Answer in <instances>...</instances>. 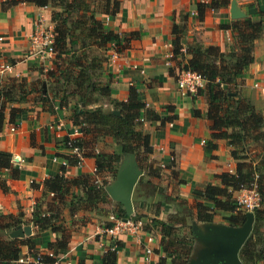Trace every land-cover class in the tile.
Wrapping results in <instances>:
<instances>
[{
  "label": "crops",
  "instance_id": "0c3cea01",
  "mask_svg": "<svg viewBox=\"0 0 264 264\" xmlns=\"http://www.w3.org/2000/svg\"><path fill=\"white\" fill-rule=\"evenodd\" d=\"M3 1L0 0V64L9 65L11 70L0 72V86H4V81L20 78L28 79L30 85L34 82L35 87L31 88L35 89L36 81L41 78L40 96L45 95L46 100L36 98L6 104L0 125V152L8 153L11 158L9 169L0 172V181L4 183V189H0V217L12 216L18 224L0 230V237L8 240L12 231L28 227L29 233L19 239L35 238V249L46 253V245L58 239L60 232L34 226L35 216L44 214L54 217L52 223L63 226L69 234L67 250L58 254L61 263L101 264L102 255L114 251V264H156L164 256L156 222H166L169 217L179 214L189 231L182 229L192 237L188 262L210 250L212 246L195 238L191 227L195 225L204 232L207 224L227 226L229 213L216 211L211 222L191 221L180 204L192 206L194 197H199L205 186H219L215 176L234 174L236 165L242 162H257L264 181V140L258 139V134L254 140L247 139L245 152L238 154L242 156L241 160L231 157L234 148L224 140L212 141L214 148L205 146L210 134L205 101L198 94L188 96L176 88L175 81L181 70L178 64L182 66L189 56L184 52L179 56L172 55L171 28L175 25L183 31V49L200 44L228 53L238 46L230 28L232 22L260 19L263 29L252 42L251 64L235 80V95L249 101L263 114L264 0H117L118 9L114 15L97 11L92 5L93 0H85L89 11L95 9L92 14L100 21L103 31L124 36L127 41V47L118 54L112 44L104 50L80 49V45H72L74 53L78 54L79 50L85 53L87 63L104 58L99 64L94 60L97 68L89 75L96 88L86 95L78 86L75 73L69 80L66 77H54L53 80L47 76L50 71H56L55 52L48 58L29 50V36L33 32L48 29L55 35L52 14L60 13L61 8L50 1L44 7L22 1L2 9ZM211 3L215 4L214 9L210 8ZM232 6L241 15L239 18L231 17ZM81 13L84 12L73 11L72 17ZM70 24L74 25L71 19ZM58 64L63 67L61 62ZM98 87L108 88L107 96L101 95ZM54 88L59 90L54 91ZM129 90L137 94L146 110L157 116L155 120H142L139 127L148 135L151 151L141 163V169L137 166L141 175L131 195L133 211L130 217L135 213L139 215L133 220L141 222L142 232L153 237L148 262L143 259L144 233L137 241L126 233L111 237L103 232L111 226L108 216L117 218L122 208L104 188L115 180L116 172L126 158L118 161L113 177L99 173V184H94L92 156L99 151L119 154L120 148L109 138L96 144L91 142L70 119L71 110L76 106L84 110L100 107L104 112H114V104L126 102ZM11 108L22 111L9 118ZM67 138L81 140L86 146L80 166L66 167L62 171L59 162L63 157L73 158L62 147ZM54 176H61L66 181L62 195L45 192L44 180ZM136 187L137 194L134 195ZM228 192L233 200L240 195V191L228 189ZM255 236L264 243V219L255 221L253 216L248 238ZM240 249L238 258L244 264L239 256ZM26 252L22 248V254Z\"/></svg>",
  "mask_w": 264,
  "mask_h": 264
},
{
  "label": "trees",
  "instance_id": "16d2710c",
  "mask_svg": "<svg viewBox=\"0 0 264 264\" xmlns=\"http://www.w3.org/2000/svg\"><path fill=\"white\" fill-rule=\"evenodd\" d=\"M25 1L35 6L44 7L50 1L61 8L60 13L52 14L54 27V43L53 50L55 72H49V78L66 77L75 73V78L79 80L78 86L82 87L84 95L95 89L93 87L94 80L89 72L97 68V64L104 61V58H96L86 62L85 53L78 54L72 51V45H80V49H88L93 47L97 50H104L108 44H112L115 52L118 54L127 47V41L124 36H119L112 32L103 31L99 20H96L92 12L89 11V5L85 0H5L1 3V8H9ZM92 5L97 11H101L106 15H114L118 9L117 0H93ZM215 4L211 3L210 8L214 9ZM76 9V10H75ZM73 11H81L75 18L72 17ZM70 19L74 25L70 24ZM234 34V41L237 43L235 50L228 53H220L216 47L201 46L194 44L184 49V54L189 56L182 66L178 64L180 69H188L198 73L204 80V86L198 91V96L203 97L206 105V120L210 131L209 141L205 143L208 148H214L212 143L214 140H224L234 148L230 155L233 159H243L238 153H244V145L247 139L254 140L258 134L260 140H264V113H259L249 102L240 99L235 94L236 78H238L244 69L252 62V42L257 39L263 29L261 20L251 21L244 19L232 22L230 26ZM173 56H179V50L182 48L181 41L183 39V31L175 25L171 28ZM61 62L63 67L58 63ZM89 64V65H87ZM14 80H9L6 87L0 86V125L4 118L6 104L10 102L19 103L24 99L23 94L19 90H13ZM57 82H61L58 80ZM66 82V81H65ZM67 83V82H66ZM35 83H31L34 87ZM5 88V89H4ZM59 89L54 88V91ZM98 92L107 96L108 88L98 87ZM20 93L18 98L12 99L14 93ZM61 93L63 91H60ZM41 94V90H39ZM64 93V92H63ZM46 96H40L39 100H46ZM64 100V99H62ZM20 108H11L9 110V118L20 114ZM113 111L104 112L100 107L84 110L74 107L70 113L72 125L78 126L82 135L91 139V142H103L106 138L111 139L119 148L125 152L133 153L138 168L141 169V163L145 161V156L150 153L148 135L141 132V120H155V116L151 110H146L144 104L138 99L137 94L129 90L126 102H118L114 104ZM67 140V139H66ZM65 140V141H66ZM65 141L62 147L65 149ZM131 144H134L133 149ZM73 145L82 149L84 154V146L81 140H73ZM139 149V152L136 150ZM95 170L97 174L106 173L114 176L116 166L119 161L118 154H108L102 151L94 154ZM10 155L0 152V172L10 167ZM67 167L75 165V159L63 157ZM239 163L235 167L234 174L221 173L215 176L219 180V186H205L199 197H194L193 205L188 206L181 203V209L191 218V221L211 222L216 211L227 212L229 217L227 223L229 226H240L244 220V214L236 210L235 201L231 199L230 191H239L246 188L253 181L254 174H257V191L261 199V206L253 212L255 221L264 219V181L260 174L259 164ZM62 171L64 168H61ZM243 171V172H242ZM66 181L61 176H54L43 182L46 193L54 195H62ZM0 189H4V183L0 181ZM137 194V187L134 195ZM44 215V214H43ZM53 216V215H52ZM33 219L34 226L40 230L49 229L51 232H60V237L54 242L46 245V253H40L35 249V238H26L20 240L18 238H8L4 240L0 237V264H18L17 260L22 256V248H25L29 255L35 256L39 254L40 264H54L58 254L67 250L69 234L66 229L53 224L54 217L41 214ZM136 213L132 217H127L122 208H120L118 219L137 218ZM179 214L171 216L166 222H156V229L160 235V249L164 256L160 257L156 264H187L188 256L191 249L192 237L186 235L182 229L184 224ZM12 216L0 217V230L7 229L12 225H17ZM109 226V225H108ZM261 244V245H260ZM259 247V248H257ZM51 254V256L48 255ZM239 256L244 264H255L264 262V243L260 238H247L242 245ZM169 259L167 263L166 260ZM114 251H106L102 255L101 264H114Z\"/></svg>",
  "mask_w": 264,
  "mask_h": 264
},
{
  "label": "built area",
  "instance_id": "2783aa9c",
  "mask_svg": "<svg viewBox=\"0 0 264 264\" xmlns=\"http://www.w3.org/2000/svg\"><path fill=\"white\" fill-rule=\"evenodd\" d=\"M1 40V39H0ZM29 50L34 53H39L41 55L47 56L50 58L54 54L53 43H54V35L48 29H42L37 32H33L29 36ZM179 52H184V49L181 48ZM11 67L9 65L0 64V72H9ZM203 78L196 72L190 71L188 69H181L177 74V78L175 81L176 88L187 94L188 96L195 97L200 89L204 86ZM139 121H142L139 119ZM13 131V129H10ZM76 132V131H74ZM201 145L204 144L203 141L200 142ZM65 150L68 152L70 156H73L75 159L76 167L80 166L82 162V149L78 146L73 145V140L71 138H67L65 141ZM61 168H66V162L61 160L59 162ZM255 164H252L254 166ZM93 175L96 176L94 180V184L98 185L99 180L97 179V173L95 167L92 171ZM257 174H254L253 181L249 184L248 187L240 189V195H238L234 201L236 205V210L241 213L251 212L253 213L255 210L259 209L261 206V199L257 191ZM41 217H44L41 214ZM108 220L111 223V226L108 228H104L103 232L111 237H115L118 234L126 233L128 236L134 238L138 241L140 234L142 232V225L139 221H131L130 219H118L114 216H108ZM144 244H143V259L144 261H149V256L152 254V242L153 237L149 233H144ZM27 251V250H26ZM51 256L50 253H48ZM18 264H40L39 254L34 257L29 255L28 251L17 260ZM54 264H71V263H61L60 256H57Z\"/></svg>",
  "mask_w": 264,
  "mask_h": 264
},
{
  "label": "water",
  "instance_id": "95a60500",
  "mask_svg": "<svg viewBox=\"0 0 264 264\" xmlns=\"http://www.w3.org/2000/svg\"><path fill=\"white\" fill-rule=\"evenodd\" d=\"M231 17L236 19L241 15L233 6L230 10ZM44 89V86H43ZM44 92V90H43ZM117 115V112H112ZM126 159L118 168L115 180L105 186L104 191L108 196L118 202L125 215H132L131 195L138 177L141 175L137 168L133 154H127ZM245 220L240 226H225L207 224L204 232L195 225L191 227L192 233L203 244L212 246L205 250L196 260H189L187 264H242L238 258V251L248 238L253 221V213H244ZM29 233V228L16 229L9 234L10 238H22Z\"/></svg>",
  "mask_w": 264,
  "mask_h": 264
},
{
  "label": "rangeland",
  "instance_id": "374dc122",
  "mask_svg": "<svg viewBox=\"0 0 264 264\" xmlns=\"http://www.w3.org/2000/svg\"><path fill=\"white\" fill-rule=\"evenodd\" d=\"M39 70H42V68H39ZM40 80H41V78H39V80L36 81V83H37L36 86L37 87L35 89L34 88L32 89L31 88V85H30V82H28V79L16 78L14 80V82H13L12 89L13 90L17 89V90H19V92H21V94H23V97H22L24 99L23 101H25V100H31L32 101V100H35L36 98H39V95H40L39 90H41V81ZM53 80H54V78H53ZM4 82H5L4 83V87H6V86L9 85V82L8 81H4ZM49 88H51V87H49ZM19 94L20 93L15 92L14 95H13V97L18 98V95ZM115 144H117V143H115ZM118 147H119V145H118ZM133 147H134V144H131V148L132 149H133ZM136 150L139 152V149H136ZM118 153H119L118 154L119 161L122 159V157H126L127 154H133L131 152H128L127 150L125 152H123L121 149H120V151ZM130 220L131 221H134L133 218H130ZM184 229H185V231L186 230L189 231V227L188 226H185Z\"/></svg>",
  "mask_w": 264,
  "mask_h": 264
}]
</instances>
